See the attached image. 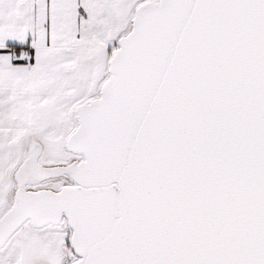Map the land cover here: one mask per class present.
Listing matches in <instances>:
<instances>
[{"label": "snow or ice", "instance_id": "obj_1", "mask_svg": "<svg viewBox=\"0 0 264 264\" xmlns=\"http://www.w3.org/2000/svg\"><path fill=\"white\" fill-rule=\"evenodd\" d=\"M0 264H264V0H0Z\"/></svg>", "mask_w": 264, "mask_h": 264}]
</instances>
